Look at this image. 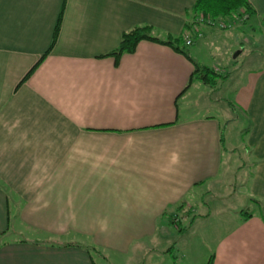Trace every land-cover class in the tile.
Here are the masks:
<instances>
[{
    "label": "crops",
    "instance_id": "0c3cea01",
    "mask_svg": "<svg viewBox=\"0 0 264 264\" xmlns=\"http://www.w3.org/2000/svg\"><path fill=\"white\" fill-rule=\"evenodd\" d=\"M196 1L0 0V264H98L95 252L158 264L172 250L174 219L191 228L202 220L180 240L179 264H264L258 42L229 107L249 124L241 195L261 210L193 216L208 210L206 197L232 196L218 188L240 167L221 123L196 115L201 99L214 102V88L191 78L211 62L203 47L226 64L248 53L202 26L187 55L162 43L192 37ZM249 2L264 26V0ZM138 27L160 41L112 56Z\"/></svg>",
    "mask_w": 264,
    "mask_h": 264
},
{
    "label": "rangeland",
    "instance_id": "374dc122",
    "mask_svg": "<svg viewBox=\"0 0 264 264\" xmlns=\"http://www.w3.org/2000/svg\"><path fill=\"white\" fill-rule=\"evenodd\" d=\"M201 18L205 17L203 15H200L197 20L193 21L194 24H192L193 22L190 21V29H192L193 32L197 31L198 29L200 30L201 26L203 28H213L215 31L214 33L218 34L219 39H221L220 44L232 48L235 54L237 53V50L246 47L248 48V53H246L247 55L244 53L243 57L236 58L235 60L230 59L229 63L226 64L225 62L218 60V58H213V54L211 55L214 50L213 48H209L208 46L206 48H202V51H204L207 57L211 60L210 64L208 65V68H219L220 71L215 70V72L221 75H226L224 72L226 70L224 69H227L229 71V74L224 76L225 78L219 79L218 85L212 90L214 98L216 97L213 103L209 101L210 99L206 100V98H203L201 99V101L198 102L196 106V115L198 117L205 115L213 116L221 123L227 135V147L230 149L234 147L239 149V154L237 158L239 159L240 169L233 174L229 173V175L224 178L221 188H218V193L221 191L220 194H223L226 188L230 187V194H232V196L230 198H226L225 195H211L206 197L204 201L207 203V205L203 206L208 207V210H206L207 212L203 210L202 207L201 209H197L198 211H196V213H193V216L195 218H199L203 214L208 216L211 214V212L215 213L220 209L225 208L228 210H236L238 207L244 212H258L259 210H261V207L251 206L248 204V202H246L245 197L241 195L243 190L240 187V182L238 183V180L241 181V176L242 178H244V175L247 172L245 167L248 163V157L246 154L245 147H241V142L245 138L246 132L249 129V124L246 119L242 118L240 113L233 111V109L229 106L230 103L233 102L234 94L241 83L240 80H243V78L241 77V72H243V70L245 71V58L249 54H251L252 47L256 42H258V45L260 47H264V26L260 27L256 23V20L251 19L247 24V21H237V24L231 29L223 30V28H220V25H222V23H224L225 21L216 20L215 24H212V26L209 25V19H206V22H204V24L200 22ZM192 26L193 28H191ZM193 37V35L192 37L190 36V39H193ZM246 40L250 41V45L249 43L247 44L245 42ZM184 42L186 44L185 39ZM241 44L244 45L241 46ZM188 50H191V48H188ZM214 55L216 56V53H214ZM240 170L241 172L237 174ZM180 215L184 214L182 213ZM173 222V226L175 225L179 230L183 228V230L179 231L175 226L174 228L170 229V231L173 232V235L171 237L172 243L168 247H170L172 250L168 257L166 256L164 259L158 257V259L156 260V263L158 264L164 263L165 261L169 264H179V261L181 259L180 254L186 251V246L184 245L185 243H181L180 240H183V236L185 233H188L186 235V238H188L189 236H191L192 233L196 232L202 225V220H200L194 228H191L189 224H184V226L182 224L181 226V224L179 225V222H177L176 219H174ZM93 255L96 258L98 264H128L127 260H123L122 258H119L116 255L114 256L112 253H110L108 256L104 254L101 257L96 252ZM154 259L155 257L153 258V260Z\"/></svg>",
    "mask_w": 264,
    "mask_h": 264
},
{
    "label": "trees",
    "instance_id": "16d2710c",
    "mask_svg": "<svg viewBox=\"0 0 264 264\" xmlns=\"http://www.w3.org/2000/svg\"><path fill=\"white\" fill-rule=\"evenodd\" d=\"M255 14V10L249 0H197L194 7L188 12V17L192 22L197 20L200 15H203L205 17V22L206 19H209L211 21L222 20L225 21V23H230L237 21H248L253 18ZM192 24H194V22ZM191 28H193V26ZM192 32L193 30L191 29V34L195 36V32ZM58 33L59 25L55 32L54 44L57 40ZM151 33V27H138L133 29L132 31L123 35L118 49L111 55L119 59L125 54L134 53L138 44L142 41H160L156 38H153ZM162 43L173 47L178 52L186 55L188 54L183 37H170L168 38L167 42ZM226 75H221L216 73L213 69L196 65V70L191 78L190 83L200 81L214 88L218 85L219 79L225 78L224 76ZM240 215H248L251 217L248 212L244 211L240 212Z\"/></svg>",
    "mask_w": 264,
    "mask_h": 264
},
{
    "label": "built area",
    "instance_id": "2783aa9c",
    "mask_svg": "<svg viewBox=\"0 0 264 264\" xmlns=\"http://www.w3.org/2000/svg\"><path fill=\"white\" fill-rule=\"evenodd\" d=\"M200 22H202V23H204L205 22V20H204V18H201L200 19ZM205 24V23H204ZM212 24H215V21H209V25H212ZM237 23L236 22H230V23H222V25H220V28L222 29L223 28V30H228V29H231L233 26H235ZM213 26V25H212ZM195 34H196V36H198V38L200 37V35H201V32H200V30H197V31H195ZM185 41H186V47H190L192 44H193V40L192 39H190V38H185Z\"/></svg>",
    "mask_w": 264,
    "mask_h": 264
}]
</instances>
